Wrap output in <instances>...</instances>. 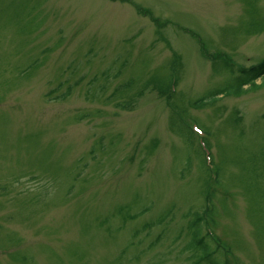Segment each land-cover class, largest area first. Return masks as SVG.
<instances>
[{"label":"rangeland","instance_id":"obj_1","mask_svg":"<svg viewBox=\"0 0 264 264\" xmlns=\"http://www.w3.org/2000/svg\"><path fill=\"white\" fill-rule=\"evenodd\" d=\"M263 60L264 0H0V264H194L195 214L264 264Z\"/></svg>","mask_w":264,"mask_h":264},{"label":"trees","instance_id":"obj_2","mask_svg":"<svg viewBox=\"0 0 264 264\" xmlns=\"http://www.w3.org/2000/svg\"><path fill=\"white\" fill-rule=\"evenodd\" d=\"M124 1V0H123ZM251 6V5H250ZM136 8H138L136 6ZM152 22L156 23L155 18L150 17ZM251 30L247 32V34H251L252 32L255 33L259 25H257V22L254 21L251 23ZM263 30L262 26H260ZM239 76L233 80V82L225 87V90H227V93L229 94H236L239 95L241 93H244L249 86L255 87V81L256 79L263 78L264 77V60L257 64L255 67L253 66L250 69L242 70L239 72ZM172 86L173 83H170ZM125 87H128V85H124ZM245 87V88H244ZM258 87V86H257ZM158 92L163 93V89L158 87ZM223 91V90H222ZM213 93V92H212ZM69 95V92H66L61 99H65ZM204 99L199 100L195 104H199L203 102ZM126 106V105H124ZM121 105L120 107H124ZM128 106V104H127ZM208 217L207 214H195L193 220L189 221L188 225V236L189 239L184 246L185 251H191L192 256L194 257V264H201L202 262H205V264H216L214 261H212L211 254L209 255L210 247L205 246L204 239L206 238L204 235H202V224L204 223L205 219ZM208 235V234H207Z\"/></svg>","mask_w":264,"mask_h":264}]
</instances>
